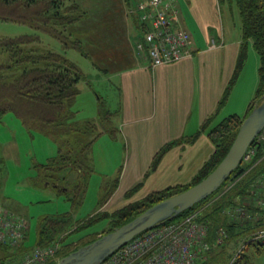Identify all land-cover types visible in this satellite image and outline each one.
<instances>
[{"label": "crops", "instance_id": "obj_1", "mask_svg": "<svg viewBox=\"0 0 264 264\" xmlns=\"http://www.w3.org/2000/svg\"><path fill=\"white\" fill-rule=\"evenodd\" d=\"M74 1L85 16L71 24L68 32L79 40L81 50H74L88 59L92 74L67 56L68 48L63 54L85 74L87 88L96 89L94 83L104 86L106 93L113 89L118 97V132L124 152L117 185L104 206L130 191L136 196L137 190L141 191L138 195L148 194L189 183L214 150L207 131L201 130L202 124L210 117V128L232 114L221 112L233 94L224 106L219 102L234 76L243 45L241 19L240 27L224 22L221 4L225 0H173L179 8L178 25L190 34L192 54L172 63L148 66L137 57V25L127 14V7L141 0ZM250 48L254 47L248 41L246 51ZM78 86L76 98L86 88L81 81ZM85 94L92 103L90 94ZM182 137L191 139L172 144L153 165L164 145ZM9 249L3 250L1 258L12 256L19 261L22 256Z\"/></svg>", "mask_w": 264, "mask_h": 264}, {"label": "trees", "instance_id": "obj_2", "mask_svg": "<svg viewBox=\"0 0 264 264\" xmlns=\"http://www.w3.org/2000/svg\"><path fill=\"white\" fill-rule=\"evenodd\" d=\"M233 1L237 5L241 19L243 45L234 76L229 82L219 106L227 99L229 90L245 58L246 43L251 41L259 56V83L255 95L248 103L246 114L242 117L237 114H230L210 128L211 118H207L202 124L201 130L207 131L208 137L214 144V150L193 179L186 184H175L151 191L136 202L120 208L111 214L113 224L103 233L128 221L154 203L186 189L205 177L226 154L243 118L261 100L264 92V0ZM84 16L85 12L74 0H0L1 19L26 23L37 30L47 32L57 38L64 49L81 50L79 40L66 34L65 30L67 26L76 23ZM39 42L36 34L0 36V120L5 113L13 112L23 122L28 121L31 125L40 128L41 131L51 134L55 138L60 145L58 153L47 159V162L41 164L40 167L45 169L46 179H49L45 180L44 185L52 184L54 187L62 189L61 192L65 193L67 198L71 200L72 205H76L82 202L81 193L86 187L82 183L83 173L86 170L82 164L91 145L90 141L85 143L81 136H76V133L89 130L92 124L88 120L83 122L74 120L72 105L79 93V81L84 80L85 76L80 68L63 53L53 49L40 48L38 47ZM102 113L103 111L101 116ZM66 133H72V136L68 138L61 137L62 134ZM190 139L182 137L164 145L155 155L153 165L172 144L186 142ZM256 149L257 151L252 160L250 162L242 161L216 191L194 204L191 208L162 222L163 224L175 221L199 210V219L209 223L210 235L215 234L219 226L225 228L227 237H225L222 244L215 245L210 249L215 251L214 257L209 261L207 256L203 260V264H252L251 256L243 252L245 245H254L255 250L260 249L254 244L256 239H249L246 243L244 242L245 245L241 250L235 254L237 251V240H235L229 246L226 259H222V255L226 251L224 243L228 239L229 233L232 235L241 234L247 237L250 230L261 229L264 225V220L257 222L250 220L231 221L225 212L226 208L237 204L245 205L248 209H254L255 201L260 193L257 179L264 173V151L261 145H258ZM73 171H77V176L74 179L69 176ZM244 177H247V179L241 183L240 181ZM116 185L117 182L115 181L113 184L114 189ZM231 189H233V193H231ZM113 190L105 193L102 203L107 201ZM217 195L219 197L214 199ZM219 198L227 199V204L223 200V202H220L221 199ZM72 219L68 212L41 218L37 225L35 245L29 248L23 245L28 232V230H25L18 251H22L24 255V253H29L35 246L51 244L56 240L57 235L61 234V231L72 225ZM228 228H230V232H228ZM7 248L5 245L0 244L1 251ZM70 251L60 255H66ZM233 251V257L230 258L229 254H232ZM61 256L58 255V257Z\"/></svg>", "mask_w": 264, "mask_h": 264}, {"label": "rangeland", "instance_id": "obj_3", "mask_svg": "<svg viewBox=\"0 0 264 264\" xmlns=\"http://www.w3.org/2000/svg\"><path fill=\"white\" fill-rule=\"evenodd\" d=\"M222 3L224 22H228L230 26L240 27V15L235 1L225 0ZM69 26L65 30L68 35H70L68 32ZM24 34L38 35L40 41L38 47L40 48L53 49L64 53L61 42L49 33L37 30L26 23L0 18V36H19ZM72 37L74 38L73 35ZM251 47H253L252 43ZM66 51L67 56L80 64L85 72L92 74L89 71L90 64L88 59H85L73 48H68ZM244 61L245 66L242 74L238 77L236 83L234 81L228 93L230 96L233 94V97L226 106L223 104L224 107L222 106L221 113L228 110L232 114L236 112L240 117L244 116L250 99L255 95L259 83V56L254 48H250L249 52L246 51ZM80 81L82 86L86 87L84 80ZM91 82L93 83V79H91ZM93 86L97 91L93 87H86L85 90L82 89V94L79 98H75L77 99L78 112L76 111L77 107L74 106L75 100L72 105L74 120L78 122L88 120L92 124L89 130L83 133H76V136H81L85 143L91 142L89 151L86 153V158L82 164L83 168L86 169L83 173L82 183L86 187L81 193L82 202L80 204L72 205L71 200L58 187H54L52 184L44 186V183L49 179H46L45 169L40 167L41 164L47 162V159L58 153L60 145L55 138L51 134L44 133L40 128L31 125L28 121L23 122L13 112L5 113L0 120V208L13 210L25 218L27 221L25 230H28V232L23 245L27 248L35 245L37 225L41 218L66 212L70 213L73 218L72 225L61 231V234L57 235L56 238V240L60 241L56 260L59 258L58 255L61 256L60 254L78 247L109 229L113 224V220L111 221L112 213L136 202L147 194L138 195L137 192L141 191L137 190L135 196L134 194L131 195L133 191H130L129 195L127 194L122 199L117 196L107 206L102 203L105 193L112 191L114 182H118L119 169L122 162L120 155L124 152V147L118 132V97L113 89L111 93H106L104 86L94 83ZM85 93L90 94L92 103L87 100ZM62 136L68 138L72 136V133L62 134ZM98 163H105V165L101 168ZM69 176L74 179L77 175L72 172ZM246 179L247 177H244L240 182L243 183ZM231 190V193H233V189ZM219 199H221L220 202L224 201L226 203L228 201L226 198V200L224 198ZM262 226L261 229L250 230L247 237L241 234L232 235L229 233V237L224 243L226 251L222 255V259H226V253L229 251L232 241L237 240V250L241 249L253 236L264 233V225ZM228 232H230V228H228ZM22 240L23 238L14 246H5L10 248L9 250L11 251H18ZM254 244L260 249L255 250L254 245L246 244L243 252L251 256L252 264H264V235L257 236ZM3 253L4 251L0 250V260L9 262L15 260L12 256L1 258ZM214 254V250L208 252L209 261L214 257ZM233 254L234 251L229 254L230 258L233 257ZM14 255L23 257V252L18 251ZM213 262L216 263L214 260Z\"/></svg>", "mask_w": 264, "mask_h": 264}, {"label": "built area", "instance_id": "obj_4", "mask_svg": "<svg viewBox=\"0 0 264 264\" xmlns=\"http://www.w3.org/2000/svg\"><path fill=\"white\" fill-rule=\"evenodd\" d=\"M127 14L137 25L134 42L137 57L148 66L172 63L192 54L190 34L178 25L179 8L173 0H141L129 5ZM258 145L264 151V126L248 146L241 162H250ZM257 185L260 193L254 209L242 204L226 208L229 220H264V173L258 177ZM26 227L23 216L0 208V244L14 246L24 237ZM209 227V223L199 219L197 210L136 235L100 264H203L210 249L222 244L227 237L223 226L213 235ZM256 235L251 240L257 239ZM59 248L60 241L55 240L49 245L33 247L17 262L0 260V264H46L56 259Z\"/></svg>", "mask_w": 264, "mask_h": 264}, {"label": "water", "instance_id": "obj_5", "mask_svg": "<svg viewBox=\"0 0 264 264\" xmlns=\"http://www.w3.org/2000/svg\"><path fill=\"white\" fill-rule=\"evenodd\" d=\"M263 126L264 92L259 103L243 118L224 157L205 177L186 189L154 203L128 221L100 234L96 239L79 246L50 264H100L136 235L191 208L216 191L238 167L248 146Z\"/></svg>", "mask_w": 264, "mask_h": 264}]
</instances>
